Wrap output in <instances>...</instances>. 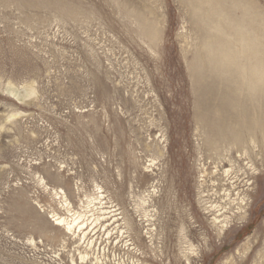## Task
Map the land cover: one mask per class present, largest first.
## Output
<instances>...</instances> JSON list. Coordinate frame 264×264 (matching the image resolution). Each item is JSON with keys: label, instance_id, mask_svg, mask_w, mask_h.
<instances>
[{"label": "rangeland", "instance_id": "obj_1", "mask_svg": "<svg viewBox=\"0 0 264 264\" xmlns=\"http://www.w3.org/2000/svg\"><path fill=\"white\" fill-rule=\"evenodd\" d=\"M240 89L264 0H0V264H264V120L211 130Z\"/></svg>", "mask_w": 264, "mask_h": 264}, {"label": "bare ground", "instance_id": "obj_2", "mask_svg": "<svg viewBox=\"0 0 264 264\" xmlns=\"http://www.w3.org/2000/svg\"><path fill=\"white\" fill-rule=\"evenodd\" d=\"M220 85H221V83H220ZM9 92L18 101L23 100L22 97H20V96L18 97L16 90L9 89ZM233 92L234 91H232V93L227 97V99H226V101L222 107V109L225 112V117L223 120L225 123L227 122L228 126L225 125L224 127H221L220 125H218V126L212 125L213 128H211V130L212 131L217 130L215 132L217 133V135H220L221 137H224V138L227 137L228 139L230 138L234 142V144L237 148L236 151H238L244 145V143L246 141L245 137L247 135L253 136V134H255L257 132V129L260 128V125H261L260 123H261V121L264 120V113H261V114L256 113V112L252 113V111H251L252 107L255 111H256V107H259L258 98H253L249 92H246V95H248L249 100L251 101V104H250L251 106H249V105H246L243 103L242 96H243V93L245 95L244 91L241 93V89H240V91L238 90L236 95ZM242 156H243V154L239 155L237 157L242 159ZM244 159H245V154H244ZM261 162H262V160H261ZM224 174L226 175V177H229L228 176L229 173L227 170L224 171ZM248 176L249 175L247 174V176L243 177V178L245 179ZM244 179H238V180L235 179L231 183H228L229 188L230 189L231 188L236 189L237 186L240 185ZM60 192L63 194V191L60 190ZM218 208L219 207H216V205H214V206L210 205L208 208V210H209L208 213H212V214L218 213L223 209L221 207H220V209H218ZM83 217H84L83 215L78 214V216L74 217L69 222L64 217L52 215V214L48 215V218L51 219L54 226H57V227L64 226V228L68 232H71V230L75 226H78V229H80L79 224L81 223L80 220ZM213 220L215 223L219 222L218 218H216V217H214ZM222 227H224V225H222ZM80 258L82 260L84 259V257H80Z\"/></svg>", "mask_w": 264, "mask_h": 264}]
</instances>
